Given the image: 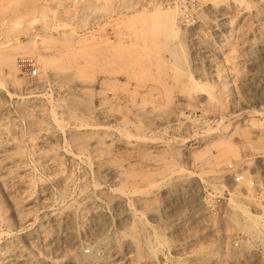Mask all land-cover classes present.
<instances>
[{"label": "rangeland", "instance_id": "rangeland-1", "mask_svg": "<svg viewBox=\"0 0 264 264\" xmlns=\"http://www.w3.org/2000/svg\"><path fill=\"white\" fill-rule=\"evenodd\" d=\"M156 7L0 0V264H264L228 202L264 215V68L205 69Z\"/></svg>", "mask_w": 264, "mask_h": 264}, {"label": "built area", "instance_id": "built-area-1", "mask_svg": "<svg viewBox=\"0 0 264 264\" xmlns=\"http://www.w3.org/2000/svg\"><path fill=\"white\" fill-rule=\"evenodd\" d=\"M250 8L241 15L237 0H150L153 5L171 10L179 27L187 31L192 50L200 54L204 68H236L244 70V80L262 78L253 73L264 68V0H248ZM28 65L30 76L38 75L37 66L20 59L19 66ZM223 80L234 81L231 70L222 74ZM216 81H219L215 75ZM235 182L244 180L239 169L229 163ZM250 184L255 185L251 179ZM264 253V246L261 249Z\"/></svg>", "mask_w": 264, "mask_h": 264}, {"label": "bare ground", "instance_id": "bare-ground-1", "mask_svg": "<svg viewBox=\"0 0 264 264\" xmlns=\"http://www.w3.org/2000/svg\"><path fill=\"white\" fill-rule=\"evenodd\" d=\"M237 2L239 3V5L241 6L239 9H240V11H239V13L241 14V15H243V13L245 12V11H247L248 10V8H250V6H251V4H250V2L248 1V0H237ZM21 4V3H20ZM160 9V7L159 6H157L156 7V9H155V11H156V14L158 15H160V16H162V13H164L163 15H165L164 17H160L161 19H159L158 20V25H159V27H160V29H161V32L165 35V36H172V37H174V38H179V35H180V28H179V26H178V24H177V22H176V19H175V15H174V13L171 11V10H168V9H165V8H162V9H164V10H159ZM182 39V38H181ZM115 42V41H114ZM181 42H182V40H181ZM180 42V43H181ZM119 44V43H118ZM1 53V52H0ZM3 55H1V58L0 59H2L3 57H2ZM221 84V87L222 86H224L225 85V83H227L225 80H220L219 81ZM253 85V84H252ZM261 88V87H260ZM260 88H259V90H260ZM222 90H223V92H225L226 90H224L223 89V87L221 88ZM230 91V90H229ZM260 92V91H259ZM224 94V93H223ZM231 93H229V95H230ZM227 95H228V93H227ZM206 99V98H205ZM204 99V100H205ZM47 122V121H46ZM105 131V130H104ZM115 132V131H114ZM125 133H127V132H125ZM117 134V133H116ZM79 137H80V135H78ZM78 136H77V138H78ZM89 137L91 138V135L89 134ZM115 137V136H114ZM107 138V137H106ZM75 139V138H74ZM92 139V138H91ZM81 140V139H80ZM86 140V139H85ZM111 140V139H110ZM122 140V139H121ZM92 143V142H91ZM43 148V147H42ZM263 156V155H262ZM38 161V160H37ZM168 166V165H167ZM107 168V167H106ZM105 168V169H106ZM102 170V169H101ZM105 171V170H104ZM103 171V172H104ZM113 172V171H112ZM106 173V172H105ZM111 173V172H110ZM109 173V174H110ZM114 173V172H113ZM117 173V172H116ZM108 174V173H107ZM160 174V173H159ZM158 173H157V175H159ZM162 174V173H161ZM103 175V174H102ZM107 176V175H106ZM105 176V177H106ZM117 176V175H116ZM116 176H114V174H110V180H112L114 177H116ZM104 177V176H103ZM228 177V176H227ZM120 178V177H119ZM216 178V177H215ZM220 178V177H219ZM83 179V178H82ZM249 179V178H248ZM109 180V181H110ZM119 180V179H118ZM108 181V180H107ZM157 181V180H156ZM186 181V180H185ZM93 182V181H92ZM97 182V181H96ZM111 182V181H110ZM89 183V182H88ZM155 184V183H154ZM85 185V184H84ZM100 186V185H99ZM149 186V185H148ZM208 186V185H207ZM147 187V186H146ZM150 187V186H149ZM84 188V187H83ZM132 189V188H131ZM140 189V188H139ZM205 190V189H204ZM116 191V190H115ZM137 191V190H136ZM187 191V190H186ZM207 192V191H206ZM129 193V192H128ZM133 194V193H132ZM207 194V193H206ZM230 194V193H229ZM205 195V194H204ZM236 195V194H235ZM234 195V196H235ZM201 196V195H200ZM96 197V196H95ZM123 197V196H122ZM109 198V197H108ZM165 198V197H164ZM225 198V197H224ZM197 199V198H196ZM73 200V199H72ZM110 202H112L113 204H114V206L116 205L117 207H119V206H121L122 205V203H123V200L121 199V197H110ZM124 202H126V201H124ZM228 202H229V205H231V206H234V207H237V208H239V207H241L240 209L243 211V213H244V215H245V217H246V219H248L250 222V225H257L258 224V219H260V218H262V217H264V215H256V214H250L243 206H241V205H239V204H237L236 202H235V199H233L232 198V196H230V197H228ZM111 203V204H112ZM125 205V204H124ZM128 205V204H127ZM169 205V204H168ZM201 205V204H200ZM65 206V205H64ZM92 206V205H91ZM113 206V205H112ZM113 206V207H114ZM126 206V205H125ZM123 207V206H122ZM91 209H92V207H90ZM94 208V210L96 209L95 207H93ZM263 208V207H262ZM122 208L120 207V211L118 210V212H119V219L118 218H116V219H118V220H116V221H120V222H122L123 220L125 221V217H128V216H126V215H124L123 214V211L121 210ZM124 209V208H123ZM126 210V209H125ZM263 210V209H262ZM105 212V211H104ZM117 212V211H116ZM128 212V211H127ZM126 212V213H127ZM70 213V212H69ZM91 213H92V211H91ZM100 213L101 212H98V211H94L93 212V214H94V217H100L99 215H100ZM264 213V212H263ZM116 215H117V213H115ZM128 214V213H127ZM133 214V213H132ZM106 215V214H105ZM129 215V214H128ZM66 217V216H65ZM129 218V217H128ZM127 218V219H128ZM86 219V218H85ZM90 219H91V217H90ZM89 219V220H90ZM96 219V218H95ZM99 219L100 218H98V221H99ZM102 219V218H101ZM109 219V218H108ZM141 220V219H140ZM264 220V219H263ZM128 221H130V220H128ZM99 222H101V220L99 221ZM104 222H106V221H104ZM109 222V221H108ZM132 222V221H131ZM135 222V221H134ZM149 222V221H148ZM223 222H224V225L225 226H229V225H231L230 223L231 222H229V221H227V220H225V218L223 219ZM247 222V221H246ZM264 222V221H263ZM133 223V222H132ZM89 224V223H88ZM93 224V223H92ZM92 224H90V225H92ZM118 224V223H117ZM126 224V223H125ZM150 224V223H149ZM236 224V223H235ZM119 225V224H118ZM117 225V226H118ZM148 225V224H147ZM240 225H242L241 223H240ZM246 225H247V223H246ZM93 226V225H92ZM133 226V225H132ZM102 228V226H98V228ZM119 227H120V225H119ZM123 227V226H122ZM226 227V228H227ZM249 227V226H248ZM94 228V227H93ZM229 228V227H228ZM57 229V228H56ZM91 229H92V227H91ZM87 230V229H86ZM93 230H95V229H93ZM98 230V229H97ZM131 230V229H130ZM65 231V230H64ZM87 231H91V230H87ZM98 231H100V230H98ZM125 232V231H124ZM147 232V231H146ZM87 233V232H86ZM89 233V232H88ZM64 233H62V235H63ZM90 234V233H89ZM122 234V233H121ZM133 234H135V233H133ZM147 234V233H146ZM116 235V234H115ZM124 235V234H123ZM126 235H128L129 236V234H126ZM209 235V234H208ZM65 236V235H64ZM90 236L91 237H93L92 236V231H91V234H90ZM122 236V235H121ZM148 236V235H147ZM66 237V236H65ZM90 237V238H91ZM124 237V236H123ZM136 237V236H135ZM117 239V238H116ZM62 240H63V238H62ZM64 240H66V239H64ZM129 240V239H128ZM146 240V239H145ZM149 240V239H148ZM67 241V240H66ZM128 242V241H127ZM158 242V241H157ZM6 243V242H5ZM4 243V244H5ZM52 243V242H51ZM63 243H64V241H63ZM129 243V242H128ZM127 244V243H126ZM138 245V244H137ZM223 245V244H222ZM124 246H125V244H124ZM162 246V245H161ZM62 248V247H61ZM126 248V247H125ZM128 248V247H127ZM14 249V248H13ZM110 249V248H109ZM122 249V248H121ZM130 249V248H129ZM136 249V248H135ZM64 250V249H63ZM65 250H66V248H65ZM138 250V249H137ZM48 251V250H47ZM98 251V250H97ZM135 251V250H134ZM13 252V251H12ZM58 252V251H57ZM126 252H127V250H126ZM141 252V251H140ZM54 253V252H53ZM55 254H56V252H55ZM174 254V253H173ZM58 255V254H57ZM117 255V254H116ZM115 255V256H116ZM118 255H119V253H118ZM141 254H139L138 256H140ZM163 255V254H162ZM144 256V255H143ZM173 256V255H172ZM8 257V256H7ZM6 257V258H7ZM10 257V256H9ZM11 257H13V256H11ZM45 257V256H44ZM58 257V256H57ZM142 257V256H141ZM14 258V257H13ZM119 258L120 257H118V256H116V257H113V259H112V264H120V262H119ZM128 259H129V257H127ZM95 259V258H94ZM133 259V258H132ZM139 259V258H138ZM142 259H143V257H142ZM141 259V261H143ZM7 260V259H6ZM16 260V259H15ZM54 260V259H53ZM10 261H12V259L10 260ZM51 261V260H50ZM111 261V260H110ZM6 262V261H5ZM9 262V261H8ZM101 262V261H100ZM133 262V261H132ZM143 262H145V261H143ZM171 262V261H170ZM19 263V262H18ZM67 263V262H66ZM65 263V264H66ZM75 263V262H74ZM134 263H135V261H134ZM138 263V262H137ZM1 264H3V263H1ZM11 264V263H10ZM70 264V263H69ZM76 264V263H75ZM100 264V263H99ZM109 264V263H108ZM128 264V263H127ZM148 264V263H147Z\"/></svg>", "mask_w": 264, "mask_h": 264}]
</instances>
